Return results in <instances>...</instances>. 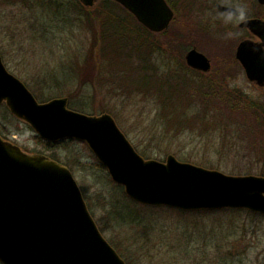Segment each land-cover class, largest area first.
Returning a JSON list of instances; mask_svg holds the SVG:
<instances>
[{
  "label": "rangeland",
  "instance_id": "1",
  "mask_svg": "<svg viewBox=\"0 0 264 264\" xmlns=\"http://www.w3.org/2000/svg\"><path fill=\"white\" fill-rule=\"evenodd\" d=\"M74 1L59 0L69 10L65 13L62 9L57 13L59 8H53L54 0H0V54L4 65L39 102H45L42 98L57 95L56 98H67L68 103L70 100L82 102L89 114H109L136 151L146 159L165 161L172 155L180 161L229 175L260 165L261 152L251 150L262 144L260 137L255 138L259 129L251 114L240 113L238 109L237 113L230 114L229 104L225 101L221 110L214 114L222 116L219 123L223 128L239 130L235 134L227 132L224 141L222 136H212L211 128H208L210 134L205 135L202 131L190 129L171 133L174 128L160 116L158 91L127 95V90L118 86V60H115L113 69L104 63L100 79L99 76L95 78L97 74L92 66L91 52L95 44V29H91L86 19L79 15L80 10ZM229 2L246 4L249 15L264 7L258 0ZM189 3H193L192 8H186L182 3L178 10H174L175 16L168 30L153 33L160 36L156 39L160 46L168 48L172 54L169 58L162 57L160 64L153 60L160 67L162 76L186 74L184 87L190 90L184 95L192 96L196 94L194 82L202 80L208 84L214 81V85L221 87V75H226L225 85L242 93V100H237L238 107L246 106L247 102L264 104V88L250 82L240 63L234 59L242 41L257 42L259 39L246 30L251 37L240 40L237 25L226 26L216 19L215 4L219 0H189ZM121 15L125 19V13ZM217 22H220L219 26ZM221 25H224V30L220 29ZM135 31L134 27H116L109 31L111 38L108 39L115 42L112 44L116 46L115 50L119 52L124 47L135 53V57L137 53L143 54L145 43V34L140 33V37ZM229 31L234 35L227 36ZM164 33L165 36L162 35ZM137 37L141 40L135 39ZM192 49L209 59V72L188 66L186 55ZM119 61L125 59L120 58ZM140 65L142 61L136 56L134 66ZM176 108L181 109L180 112L185 108L192 109L187 104ZM103 109L108 112L104 110L103 113ZM187 119L182 116L180 121ZM169 128L171 132H168ZM0 132L7 141L27 154H54L59 164L72 172L88 207L90 203L92 205L89 210L98 226L103 228V235L121 247L124 254L121 256L130 264H264V215L239 210L233 213L207 211V214L199 216L180 217L168 208L142 210L137 203L135 206L138 207H134L131 199L129 203L123 198L121 188L112 181L107 169L99 166L100 162L85 143L66 140L49 148L30 125L11 114L5 103L0 105ZM134 215L145 217L141 226L133 223ZM191 237L193 240L186 247L184 239L188 241ZM155 241L159 247L154 248Z\"/></svg>",
  "mask_w": 264,
  "mask_h": 264
},
{
  "label": "water",
  "instance_id": "2",
  "mask_svg": "<svg viewBox=\"0 0 264 264\" xmlns=\"http://www.w3.org/2000/svg\"><path fill=\"white\" fill-rule=\"evenodd\" d=\"M99 0H79L86 8ZM152 33L168 30L175 16L166 0H112ZM264 5V0H258ZM259 41L244 40L236 59L246 77L264 87V61L254 45H264V20L245 25ZM259 47V46H256ZM191 68L209 72V59L196 49L186 55ZM24 121L44 141L85 142L135 203L185 212L248 210L264 215V177L229 175L170 155L144 159L109 114L91 116L68 108L67 98L40 103L11 74L0 54V105ZM0 263L127 264L101 233L72 172L45 155H30L0 136Z\"/></svg>",
  "mask_w": 264,
  "mask_h": 264
},
{
  "label": "trees",
  "instance_id": "3",
  "mask_svg": "<svg viewBox=\"0 0 264 264\" xmlns=\"http://www.w3.org/2000/svg\"><path fill=\"white\" fill-rule=\"evenodd\" d=\"M166 1L171 6V8L175 11L178 8V5L182 3L186 4L185 6L186 8L193 7V3L190 4L189 0H166ZM53 4H54L53 8L55 7L59 8L57 10V13H60L62 9L65 10V13H67L69 10V7L68 6L65 7L64 5H62V3H59V0H54ZM74 4L80 10L79 15L86 19V24L89 27L91 26V29H95L94 30L95 31V34H94L95 44L93 46V51H91L93 60H94L92 63V66H93L94 72L97 74L95 78L99 76V79H100V74H101L100 72L103 71L104 69L103 67L104 63H106V65L109 64L111 69H113L116 66L115 60H118V62L120 63V67L117 68L118 69L117 72L119 71L116 76L117 83L119 82L118 83L119 85L118 84L117 85L122 87L123 90L124 89L127 90L125 92V94L127 95H131L132 93L139 94V95L141 94L145 95V94H148V92L152 93L153 90L158 91L159 95H158L157 100L161 108L160 116L162 117L163 121L169 127L174 128V131L172 132L170 131V128L168 129V132H171V133L178 134V132L180 133L184 131L185 129H190V130H197L199 133L202 131L203 132L202 135H205V134H210L209 133L210 131L208 130V128H211L212 136H216V137L222 136V140H223V137L227 132L231 131L235 134L239 130L238 128H234V127L233 128H223L224 126L219 123L220 122L219 118H221L222 116L214 114L221 110L225 101L227 102V104H229L228 110L230 114H235L237 113L238 110L240 111V113L241 111H244L246 113L251 114L259 129V133H255L256 135L255 138H257L258 136L260 137V140L262 141V144L260 145V147L258 148L255 147L254 149L251 148V150L253 152H261V155H260L261 157L259 161L260 165L255 168H247L245 169V171H239L237 175H254V176L264 177V104H261L258 102L256 103L247 102L246 104H244L246 106L238 107L237 102L242 100V93L236 89H231L225 85L224 82L227 81L226 75H223V76L221 75V78L223 81V86L221 87L214 85L215 84L214 81H211L208 84H204L201 80L200 83L194 82V84L196 83L195 86L193 83H190V85L194 86L196 94H192V96L184 95L185 91L188 92L190 90V88L188 89L184 87V84L186 83L185 81H186L187 75L184 74L182 76L180 75L171 76L168 74V75L162 76V73L159 70L160 67H158V65L155 64L153 61L154 60L153 54L156 52L160 54L159 55L160 60H162V57L169 58L170 56H172V54L169 53L168 48L163 49V47H161L160 44L157 42L160 36L158 37L154 35L153 33L149 32L147 29H145L141 24L137 22V20L132 14H130L121 5H119L118 3L112 0H100L92 8L83 7L82 5L78 3V0H75ZM121 13H125V19H123ZM176 17H175V20H176ZM249 17L264 19V7L257 9L251 15L248 14V18ZM217 24L219 26L220 22H217ZM122 26H124L126 29L127 27H134L136 29L135 31L136 33L135 32L134 33L138 34L140 37H141L140 33L145 34V37L143 39L145 41V43L143 44V54L137 53L135 55V57L137 56V59H140L142 61V65H140L139 67L134 66V58H135L134 54L135 53L133 52L130 53L129 49H125L124 47L120 48V51L118 52V49L115 50L116 46L114 45L112 46V44H114L115 42H111L108 39V38H111L109 36L111 30H115L116 27H118L119 29ZM220 29L224 30V25H221ZM237 32L240 34L239 36V38H241L240 40L251 37L250 33L247 32L245 29H240L239 27H237ZM211 34L213 35V33ZM162 35L165 36L166 33ZM140 37H137L135 39L140 41L141 40ZM112 39H114L113 35H112ZM120 58H124L125 61L120 62L119 61ZM234 59L236 58L234 57ZM147 72H149V74H147ZM192 72H195V71L192 70ZM119 78H120V81H119ZM178 84H181V85H178ZM56 97L57 95H52L50 97H45L42 99H44V101L47 102L49 100L55 99ZM184 97L189 98V100L187 99L184 100ZM176 100H178V102L181 100V102H179L181 104H179ZM184 104H187V106L191 107L192 109L190 110V108H188L186 110L185 108V109H182V110H185L184 112L182 111L180 112L181 109L178 110L176 108L177 106H182ZM200 104L202 105L201 109H200ZM68 106L70 109L74 111L84 113L87 115H92V114H89L88 111H86L87 107L82 102L78 103V101H76V103H73L70 100L68 103ZM104 110L105 112H108L106 109H103V113H104ZM244 115H247V114H244ZM182 116H186L188 117V119L184 121H180L182 120ZM167 117H168V121L166 120ZM175 120L178 121L176 122L177 123L176 125L174 124ZM237 127L239 126L237 125ZM0 135L2 136L1 132H0ZM3 137L4 136H2V138ZM3 139L7 140L5 137ZM63 142L64 141H60L58 143H50V142H44V143L47 147L52 148ZM246 145L248 146L249 144H246ZM47 157L60 163L59 159L56 158L54 154L51 156L47 155ZM99 166L104 169L102 165H99ZM118 187L121 188L120 190H121L123 198L126 199L130 203L131 200L125 194L123 187L121 186H118ZM131 202L134 207L139 206L142 210L150 211L154 209L151 207L136 204L133 201ZM135 204L138 206H135ZM91 206L92 205L90 203L89 207ZM223 211L231 212V213L239 212V210H223ZM172 212L177 213V215H179L180 217H186V216L194 217L195 215L199 216V214H204V213L207 214V211L202 212V213L201 212L195 213V212H182L178 210H174V211L172 210ZM218 212H222V211H215L213 213H218ZM255 215H258V214H255ZM136 216L134 215L135 220L133 221V223L136 226H141V224L144 222L145 217L141 218L143 215H136ZM142 227L143 229L147 228L146 226H142ZM100 229L101 231H103V228H100ZM184 240L186 241V247H189L193 238L192 237L189 238L188 241L186 239ZM156 242L158 241L154 242V245H155L154 248L159 247V245L155 244ZM110 244L119 252L120 255H124L121 252L122 251L121 247L115 244L117 246L116 247L111 242ZM160 245L164 246L162 242H160ZM148 257L149 255H146V258ZM127 263L130 264L129 262Z\"/></svg>",
  "mask_w": 264,
  "mask_h": 264
},
{
  "label": "clouds",
  "instance_id": "4",
  "mask_svg": "<svg viewBox=\"0 0 264 264\" xmlns=\"http://www.w3.org/2000/svg\"><path fill=\"white\" fill-rule=\"evenodd\" d=\"M248 14V8L243 3H230L229 0H219V3L215 6V18L221 20L226 26L245 25ZM226 35L232 36L234 33L229 31ZM253 51L258 52L261 61H264V45H254ZM159 55L158 52L153 54L157 64H160ZM161 67L163 71V66Z\"/></svg>",
  "mask_w": 264,
  "mask_h": 264
},
{
  "label": "bare ground",
  "instance_id": "5",
  "mask_svg": "<svg viewBox=\"0 0 264 264\" xmlns=\"http://www.w3.org/2000/svg\"><path fill=\"white\" fill-rule=\"evenodd\" d=\"M246 211H248V210H246ZM208 212H210V211H208ZM212 212H215V211H212ZM253 213V212H252ZM254 214H257V213H254ZM259 215H262V214H259ZM263 216V215H262Z\"/></svg>",
  "mask_w": 264,
  "mask_h": 264
},
{
  "label": "flooded vegetation",
  "instance_id": "6",
  "mask_svg": "<svg viewBox=\"0 0 264 264\" xmlns=\"http://www.w3.org/2000/svg\"><path fill=\"white\" fill-rule=\"evenodd\" d=\"M215 6H216V4H215Z\"/></svg>",
  "mask_w": 264,
  "mask_h": 264
}]
</instances>
